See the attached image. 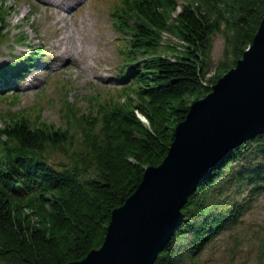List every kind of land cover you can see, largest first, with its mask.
Here are the masks:
<instances>
[{
  "label": "trees",
  "instance_id": "16d2710c",
  "mask_svg": "<svg viewBox=\"0 0 264 264\" xmlns=\"http://www.w3.org/2000/svg\"><path fill=\"white\" fill-rule=\"evenodd\" d=\"M3 1L0 40L8 33ZM181 1L121 0L112 15L126 40L117 76L124 85L115 88L124 101L98 96L80 110L65 98L58 126L42 122L35 107V119L22 110L2 118L0 264H68L100 248L113 211L165 160L191 106L236 66L264 19V0ZM217 35L223 58L213 64ZM31 61L6 75L16 78ZM241 187L251 198L264 193V134L235 149L189 197L155 264H186L238 223L244 204L223 195ZM260 254L264 263V242Z\"/></svg>",
  "mask_w": 264,
  "mask_h": 264
},
{
  "label": "rangeland",
  "instance_id": "374dc122",
  "mask_svg": "<svg viewBox=\"0 0 264 264\" xmlns=\"http://www.w3.org/2000/svg\"><path fill=\"white\" fill-rule=\"evenodd\" d=\"M119 2L4 0L8 6L4 16L10 26L7 36L0 40V67L17 64L14 56L24 58L31 54L26 44L19 42L44 53L33 55V58L39 56L36 64L29 68L15 89L19 96L17 104L0 100V129L4 127L2 118L19 109L28 111L33 119L38 117V111L30 108L35 104L42 107L38 108L42 110V122L61 125L63 118L59 109L63 107L61 101L66 96L69 101L77 102L80 110H85L90 107L86 97L98 96L105 88L120 86L114 77L122 65L119 51L125 45V39L114 29L110 18L112 6ZM25 34L27 40L24 39ZM223 47V37L217 35L213 43V64L223 58ZM61 51L71 59L64 61L57 56ZM65 82L68 94L61 89ZM71 85L73 88L69 89ZM111 96L116 102L124 101L117 93L102 96V99L109 102ZM247 192L245 187H241L237 194L232 188L223 195V199L230 202L239 200L245 211L238 223L225 229L186 264H264L260 260L264 242V193L251 198Z\"/></svg>",
  "mask_w": 264,
  "mask_h": 264
},
{
  "label": "water",
  "instance_id": "95a60500",
  "mask_svg": "<svg viewBox=\"0 0 264 264\" xmlns=\"http://www.w3.org/2000/svg\"><path fill=\"white\" fill-rule=\"evenodd\" d=\"M264 134V19L252 45L178 125L158 167L113 211L102 246L68 264H155L189 197L235 149Z\"/></svg>",
  "mask_w": 264,
  "mask_h": 264
},
{
  "label": "bare ground",
  "instance_id": "6f19581e",
  "mask_svg": "<svg viewBox=\"0 0 264 264\" xmlns=\"http://www.w3.org/2000/svg\"><path fill=\"white\" fill-rule=\"evenodd\" d=\"M57 56L62 57L64 59V61H67L68 59H71L70 56L65 55V53L63 51H61L59 53V55H57Z\"/></svg>",
  "mask_w": 264,
  "mask_h": 264
}]
</instances>
